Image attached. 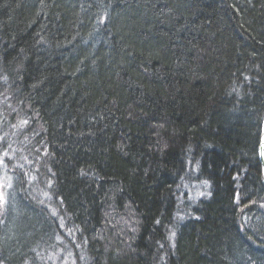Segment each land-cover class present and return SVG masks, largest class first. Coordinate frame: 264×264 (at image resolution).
I'll use <instances>...</instances> for the list:
<instances>
[{
  "label": "trees",
  "instance_id": "16d2710c",
  "mask_svg": "<svg viewBox=\"0 0 264 264\" xmlns=\"http://www.w3.org/2000/svg\"><path fill=\"white\" fill-rule=\"evenodd\" d=\"M262 71L264 0H0V264H264Z\"/></svg>",
  "mask_w": 264,
  "mask_h": 264
},
{
  "label": "bare ground",
  "instance_id": "6f19581e",
  "mask_svg": "<svg viewBox=\"0 0 264 264\" xmlns=\"http://www.w3.org/2000/svg\"><path fill=\"white\" fill-rule=\"evenodd\" d=\"M259 67L260 66H257L256 70H258ZM249 71H250V69L248 68L247 70L244 71V73H246L247 75H251V72H249ZM251 82L253 85L254 84L257 85L256 81L251 80ZM0 96L1 97H10L9 93L6 90L4 91V89H2V90L0 89ZM6 101H9L11 105H17V104H15V102H13V100L11 98L9 100H6ZM231 104H233L232 101H230V105ZM36 123H37V118L32 117V122H30V124H36ZM259 129H260L259 130V138L261 140L260 142H263V146H262V144H259L257 146L256 151H254L251 156H253L255 153L257 154L256 159L258 160V163L260 166V174H261L262 182L264 184V162L261 161V150H262L263 155H264V112H263V115H262V118L260 121ZM31 131L32 130H30V132ZM198 148H201V147L198 146ZM189 155H190L189 152L185 153L184 160H182L181 168H179L177 171H174V172H171L170 174H168L169 179H172V180L177 179V184H176V186L174 185L173 187L166 188V190H165L166 196L167 197H169V196L176 197L178 199V201H177L178 206H182V201H183L182 199H186L187 201H191L190 198L185 197V193L183 191V189L186 185V182L192 191L191 194L193 193L194 190H196V196H200L202 194V201H205V200L210 201L213 199V186H214L213 183H214V181H212V183L207 187L206 190H204L203 188L207 184L199 186L200 184L195 183L194 187H192V184H191L192 182L190 181V178H192L194 175H198L199 173L197 171H195V169L191 166H201L202 165V157H200L199 162L197 164L195 161H190ZM251 156L248 153H246V157H244V158L248 162V160L249 161L252 160ZM246 160L245 161H243V160L239 161V164L241 165V167H244V169L247 171V170L251 169V166H250V164H248L246 162ZM206 161L207 160H205V162H204L205 165H206ZM192 164H197V165H192ZM189 165H191V166H189ZM15 171L16 170H12L10 173L15 174L16 173ZM90 173L95 174L98 172L94 169V170L90 171ZM22 175H23L22 172L19 171L18 174L12 179H6L5 177L0 176V183L3 186V189H5L4 197H2L3 202H5V206H23L21 203L22 198L34 196L36 194V189L34 188V186H32L28 181H26L27 179L25 180L24 179L25 177L23 176L24 177L23 178ZM98 175H100V174L98 173ZM205 179L208 181H211L206 176H205ZM11 182L16 183L17 185L20 184L21 185L20 190L17 189L16 191H13L12 189H10V187H8L7 185H9V183H11ZM247 184L250 185V182L247 181ZM233 190L236 192L237 188L233 187ZM20 192H23V194L20 195ZM197 193H199V194H197ZM260 195H261V201L259 202V206H264V198H262V197H264V187H263ZM180 196H182V199L180 198ZM61 202H62V198L60 196H57L55 198V202L52 201L49 197H47L43 206H60ZM256 203H257V201H254L252 203V205L256 206ZM158 219H162V218L158 216ZM254 219H255L256 223H264V219L262 217H260L259 215H256L254 217ZM246 235H247L248 240L253 241V243H254V241L256 239L254 238V235L250 230L246 233Z\"/></svg>",
  "mask_w": 264,
  "mask_h": 264
},
{
  "label": "rangeland",
  "instance_id": "374dc122",
  "mask_svg": "<svg viewBox=\"0 0 264 264\" xmlns=\"http://www.w3.org/2000/svg\"><path fill=\"white\" fill-rule=\"evenodd\" d=\"M1 140V139H0ZM261 141V140H260ZM27 146V145H25ZM26 152H29L28 147H24ZM24 153H22L21 155H24ZM12 160V156L9 154V152H7V150H4L0 153V164H2L7 170H9V168H7L6 166H9V162ZM24 162V161H23ZM23 162H20L18 160V164L19 166H22ZM191 164V163H190ZM191 166V165H189ZM3 178V177H2ZM207 184V182H203V185ZM8 187H10V189H14V182L9 183V185H7ZM18 190H20V187H18ZM5 194V189H3L2 185L0 184V207L5 206V202H3L2 197H4ZM23 194V192H20V195ZM199 194V193H197ZM46 200V199H45Z\"/></svg>",
  "mask_w": 264,
  "mask_h": 264
},
{
  "label": "water",
  "instance_id": "95a60500",
  "mask_svg": "<svg viewBox=\"0 0 264 264\" xmlns=\"http://www.w3.org/2000/svg\"><path fill=\"white\" fill-rule=\"evenodd\" d=\"M260 144H262V146H263V142H260ZM261 161H263V162H264V155H263V152H262V150H261Z\"/></svg>",
  "mask_w": 264,
  "mask_h": 264
}]
</instances>
